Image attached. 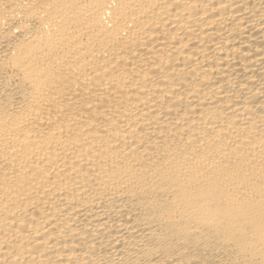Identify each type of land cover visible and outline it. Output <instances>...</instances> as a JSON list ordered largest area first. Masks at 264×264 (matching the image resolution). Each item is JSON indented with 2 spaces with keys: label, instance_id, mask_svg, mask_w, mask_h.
I'll list each match as a JSON object with an SVG mask.
<instances>
[{
  "label": "bare ground",
  "instance_id": "obj_1",
  "mask_svg": "<svg viewBox=\"0 0 264 264\" xmlns=\"http://www.w3.org/2000/svg\"><path fill=\"white\" fill-rule=\"evenodd\" d=\"M0 264H264V0H0Z\"/></svg>",
  "mask_w": 264,
  "mask_h": 264
}]
</instances>
